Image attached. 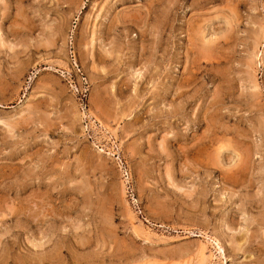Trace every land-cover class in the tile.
I'll return each instance as SVG.
<instances>
[{"label": "rangeland", "instance_id": "1", "mask_svg": "<svg viewBox=\"0 0 264 264\" xmlns=\"http://www.w3.org/2000/svg\"><path fill=\"white\" fill-rule=\"evenodd\" d=\"M0 264H264V0H0Z\"/></svg>", "mask_w": 264, "mask_h": 264}]
</instances>
